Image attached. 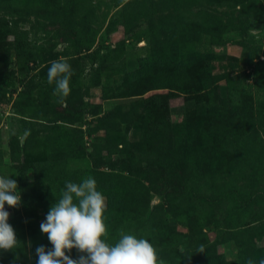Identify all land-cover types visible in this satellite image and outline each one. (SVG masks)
Instances as JSON below:
<instances>
[{"label":"rangeland","instance_id":"obj_1","mask_svg":"<svg viewBox=\"0 0 264 264\" xmlns=\"http://www.w3.org/2000/svg\"><path fill=\"white\" fill-rule=\"evenodd\" d=\"M253 28L264 0H0V176L22 196L5 204L19 243L0 264H37L36 248L53 247L40 224L66 182L89 176L106 208L102 190L114 191L109 245L123 230L159 264L264 259V33ZM58 59L72 70L64 104L47 81ZM154 94L168 102L159 112Z\"/></svg>","mask_w":264,"mask_h":264},{"label":"clouds","instance_id":"obj_2","mask_svg":"<svg viewBox=\"0 0 264 264\" xmlns=\"http://www.w3.org/2000/svg\"><path fill=\"white\" fill-rule=\"evenodd\" d=\"M262 33L264 28L250 29V35L257 39ZM71 77V65L66 60L50 62L47 81L54 85L57 103L64 104L70 95ZM18 188L14 179L0 176V251H15L19 243L14 228L8 223L10 213L5 210V204L13 208L21 204ZM53 194L57 197L54 190ZM57 199L46 221L40 224L53 247L36 248L37 264H159L156 250L148 239H138L123 230L114 245L102 239L107 234L103 219L106 203L93 177L81 183L66 182ZM73 249L81 253L78 259L66 254ZM199 252H204L203 248ZM248 264H254L253 260L249 259ZM258 264H264V259Z\"/></svg>","mask_w":264,"mask_h":264},{"label":"trees","instance_id":"obj_3","mask_svg":"<svg viewBox=\"0 0 264 264\" xmlns=\"http://www.w3.org/2000/svg\"><path fill=\"white\" fill-rule=\"evenodd\" d=\"M32 1L41 2V0H32ZM98 52L99 51L97 50L95 53L97 54ZM161 55H162L163 59L164 58L171 59L170 53H167V51L163 52ZM253 81H254V84H258L257 78H254ZM23 87L25 88L24 93L32 91L35 87L33 77H30L29 80L24 83ZM167 103H168L167 101H164L163 99H161V96L159 94H154V95H151L149 97L148 107L154 109L156 112H159L160 110L165 109L167 107ZM242 114H244V113H241L240 115H242ZM245 116L246 115H244V117ZM102 191L108 197V207L104 211V215H103L104 218L107 219L105 226H106V229L108 231L117 222V219L119 218L120 214H118L117 208L113 206L115 199L113 198L114 196L112 195V193L110 191H112V192H114V191L112 189H110V191H108L106 188H103ZM240 264H244V263L240 262Z\"/></svg>","mask_w":264,"mask_h":264},{"label":"water","instance_id":"obj_4","mask_svg":"<svg viewBox=\"0 0 264 264\" xmlns=\"http://www.w3.org/2000/svg\"><path fill=\"white\" fill-rule=\"evenodd\" d=\"M5 210L10 213V208L8 206H6V205H5Z\"/></svg>","mask_w":264,"mask_h":264}]
</instances>
